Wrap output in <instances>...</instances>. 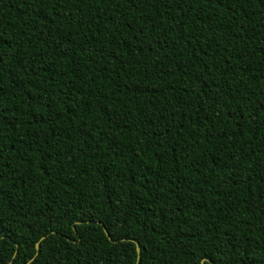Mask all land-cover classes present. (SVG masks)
I'll return each instance as SVG.
<instances>
[{
    "label": "trees",
    "instance_id": "obj_1",
    "mask_svg": "<svg viewBox=\"0 0 264 264\" xmlns=\"http://www.w3.org/2000/svg\"><path fill=\"white\" fill-rule=\"evenodd\" d=\"M0 264H264V0H0Z\"/></svg>",
    "mask_w": 264,
    "mask_h": 264
},
{
    "label": "water",
    "instance_id": "obj_2",
    "mask_svg": "<svg viewBox=\"0 0 264 264\" xmlns=\"http://www.w3.org/2000/svg\"><path fill=\"white\" fill-rule=\"evenodd\" d=\"M135 245H136V252H137V254L139 255V253H140V248H139V246H138L137 243H135Z\"/></svg>",
    "mask_w": 264,
    "mask_h": 264
}]
</instances>
